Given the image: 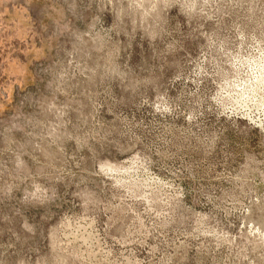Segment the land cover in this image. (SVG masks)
<instances>
[{
  "label": "rangeland",
  "instance_id": "1",
  "mask_svg": "<svg viewBox=\"0 0 264 264\" xmlns=\"http://www.w3.org/2000/svg\"><path fill=\"white\" fill-rule=\"evenodd\" d=\"M0 264H264V0H0Z\"/></svg>",
  "mask_w": 264,
  "mask_h": 264
}]
</instances>
